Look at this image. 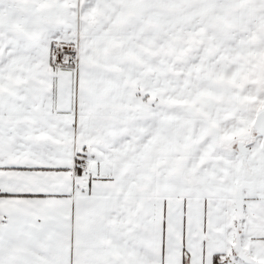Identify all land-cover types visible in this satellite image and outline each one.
Segmentation results:
<instances>
[{
    "label": "snow or ice",
    "instance_id": "snow-or-ice-1",
    "mask_svg": "<svg viewBox=\"0 0 264 264\" xmlns=\"http://www.w3.org/2000/svg\"><path fill=\"white\" fill-rule=\"evenodd\" d=\"M0 264H264V0H0Z\"/></svg>",
    "mask_w": 264,
    "mask_h": 264
}]
</instances>
